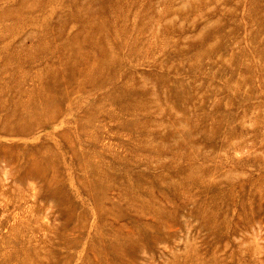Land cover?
<instances>
[{
	"label": "rangeland",
	"instance_id": "obj_1",
	"mask_svg": "<svg viewBox=\"0 0 264 264\" xmlns=\"http://www.w3.org/2000/svg\"><path fill=\"white\" fill-rule=\"evenodd\" d=\"M0 264H264V0H0Z\"/></svg>",
	"mask_w": 264,
	"mask_h": 264
}]
</instances>
